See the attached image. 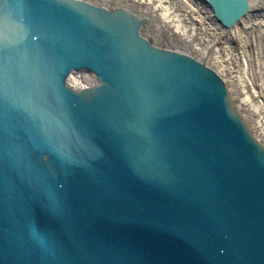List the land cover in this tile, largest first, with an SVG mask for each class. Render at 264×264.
Instances as JSON below:
<instances>
[{"label":"water","instance_id":"water-1","mask_svg":"<svg viewBox=\"0 0 264 264\" xmlns=\"http://www.w3.org/2000/svg\"><path fill=\"white\" fill-rule=\"evenodd\" d=\"M206 3L225 28L250 8ZM150 23L0 0V264H264V142ZM81 70L96 82L76 89Z\"/></svg>","mask_w":264,"mask_h":264},{"label":"bare ground","instance_id":"bare-ground-1","mask_svg":"<svg viewBox=\"0 0 264 264\" xmlns=\"http://www.w3.org/2000/svg\"><path fill=\"white\" fill-rule=\"evenodd\" d=\"M86 1L93 4H99L103 7L121 8L127 11L136 12V14L147 16L149 19H151L152 16H158L160 20V26L167 28L170 33L172 32L171 34H169L170 36L175 37V33L179 36L178 40H174V37L169 39L175 49L181 50L193 56L194 58L204 63L206 66L215 69L218 68V71L224 75V78L227 81L233 96L238 98L237 107H239V109L243 113L246 121L252 126L254 132L264 142V116L263 114L261 115L262 111L264 112V109L262 110L260 105H257V102H259V104L261 102V96L258 94V91L256 92V90L253 89L251 91L249 88H247L248 85H251V77L249 75L250 67L246 51L243 49L244 40L239 35L241 31L249 30L251 25L254 27V25L252 24L253 22L259 24V21L264 18V3H262L263 0H259L256 2L248 0L250 4V10L244 17L240 19L239 23L233 26V28H223L219 26L213 19V16L211 14L212 11H210L208 9V6L203 3V0L199 2L200 5L204 4L201 7H199L198 5L195 6L193 4L194 0ZM261 5H263V9H259L258 11H256V8H259V6ZM173 11L177 12V16L181 18L180 20L176 21L172 19L170 20L168 18L171 13H173ZM161 12L170 14L168 15V17L166 16V18H164V14H161ZM160 15L163 16V18H161ZM178 23L181 26H179ZM187 23H190V26H187ZM197 23H199L200 26L194 25H197ZM156 27L157 26L151 28L150 25L145 27L143 29V34L154 39L158 36L154 31ZM172 27H174L175 29H172ZM260 27L264 29V22L260 24ZM182 30L186 31L188 35L184 36L183 32L177 33V31ZM197 35H199V37ZM260 35L263 36V34ZM234 38L240 39L239 43L241 44V49H243V51H238L237 48L232 49V45L235 46V43L233 41ZM255 38L256 37H252L249 39V43L252 44V47L254 45ZM194 39L197 40V42L195 43V45H192L193 43L189 41H193ZM221 45L223 50L221 48ZM238 58H240V65L242 66L243 74L245 73V75L247 76L246 81L241 76V72L239 71L240 68L238 66L239 64H236V60ZM234 72L236 74L232 75V73ZM233 83H236V86H240L239 89L236 87L238 91L235 90V87L231 88L230 85Z\"/></svg>","mask_w":264,"mask_h":264},{"label":"rangeland","instance_id":"rangeland-1","mask_svg":"<svg viewBox=\"0 0 264 264\" xmlns=\"http://www.w3.org/2000/svg\"><path fill=\"white\" fill-rule=\"evenodd\" d=\"M252 1L253 2H256V1H259V0H252ZM199 2L200 1H195L194 0L193 1V4L195 6L198 5L199 7H201L202 5H204V4H201L200 5ZM262 3H264V0L262 1ZM259 8L260 9H263V5L259 6ZM161 14H164L163 16H164V18H166V16L168 17V15L170 13L161 12ZM163 16H161V18H163ZM168 18L170 20L172 19V20H176V21H178V20L181 19V18H179L177 16V12H174V11H173V13H171V15ZM255 20H257V19H255ZM260 22L261 23L264 22V18H262V20L259 21V24L255 23V22L252 23L255 28L251 25V27L249 28V30L241 31L239 33V35L244 40V47H243V49L246 51V54H247V57H248V62H249V67H250L249 75L251 77V85L250 86L248 85L247 88H249L252 91V89L255 90V87L257 86L258 83L261 84V97H260L261 98V102H260V104H259V102H257V105H260V107L263 110L264 109V29H262L260 27V24H261ZM174 24H177V23H174ZM255 24H257V25H255ZM178 25L181 26L179 23H178ZM186 25L187 26H190V23H187ZM194 25L195 26H200L199 23H197V25L196 24H194ZM150 26H151V28L157 26L154 31H155V34H157L158 36L155 37L154 40H155V42L159 46L168 47V48L172 46V44H171V42H170L169 39L172 38V37H174V36H170L169 35L172 32L170 33L167 28H165L163 26H160V20H159L158 16H152L151 17V24H150ZM172 29H175V28L172 27ZM177 30H179V29H177ZM186 31H187V29H186ZM186 31H183V30L182 31H177V33L178 32H180V33L183 32L184 36H187L188 34H187ZM260 34H263V36L260 35ZM175 35L176 36L174 37V40H178L179 36L176 33H175ZM197 36L199 37V35H197ZM252 37H256L253 47H252V44L249 43V39L252 38ZM189 42L193 43L192 45H195V43L197 42V40L194 39L193 41L190 40ZM221 48H222V45H221ZM236 48H237L238 51H243V49H241V44H238L237 43L235 46L232 45V49H236ZM222 50H223V48H222ZM255 63H257L258 74H255L254 73V65H255ZM236 64H239L238 66L240 68L239 71L241 72V76L246 81L247 80V76L245 75V73L243 74L242 66L240 65V58H238L236 60ZM216 65H217V63H216ZM235 71H237V70H235ZM233 74H236V73L234 72V73H232V75ZM236 85H237L236 83L231 84V88H234L235 87V90L238 91V89L240 88V86H236ZM239 95H240V92H239ZM235 99H236V102H237V99L238 98L235 97ZM262 114L264 116V112L263 111H262L261 115Z\"/></svg>","mask_w":264,"mask_h":264}]
</instances>
